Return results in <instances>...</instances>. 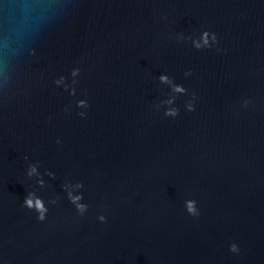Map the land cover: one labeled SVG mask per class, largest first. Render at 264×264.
<instances>
[{"label":"water","instance_id":"water-1","mask_svg":"<svg viewBox=\"0 0 264 264\" xmlns=\"http://www.w3.org/2000/svg\"><path fill=\"white\" fill-rule=\"evenodd\" d=\"M0 264H264V0H0Z\"/></svg>","mask_w":264,"mask_h":264},{"label":"clouds","instance_id":"clouds-1","mask_svg":"<svg viewBox=\"0 0 264 264\" xmlns=\"http://www.w3.org/2000/svg\"><path fill=\"white\" fill-rule=\"evenodd\" d=\"M190 110H192V109H190ZM26 205H27L29 208H32V207H33L32 201H31L30 199L26 201ZM35 207L37 208L38 211L41 212V215H40L39 219L42 221V220L44 219V215H43V213H44V211H46V210L43 209L42 204H41L40 201H37V202H36Z\"/></svg>","mask_w":264,"mask_h":264}]
</instances>
